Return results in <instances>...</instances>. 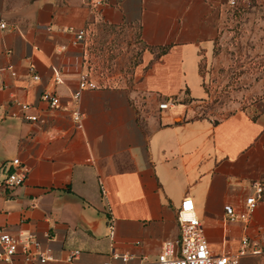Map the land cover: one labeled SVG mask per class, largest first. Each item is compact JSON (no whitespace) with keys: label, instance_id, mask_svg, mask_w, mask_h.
<instances>
[{"label":"crops","instance_id":"crops-1","mask_svg":"<svg viewBox=\"0 0 264 264\" xmlns=\"http://www.w3.org/2000/svg\"><path fill=\"white\" fill-rule=\"evenodd\" d=\"M237 12L264 14V0H239ZM237 12L227 0H0V180L14 158L28 170L22 185L0 187V228L33 234L53 257L17 254L14 264H64L74 249L79 264H103L112 251L153 261L178 236L186 195L212 254H235L246 237L239 264H264V189L248 221L224 215L264 184V94L218 119L199 113L201 58L224 42ZM79 29L86 37L77 42ZM120 32L132 42L116 57L103 46ZM85 71L97 86L75 101ZM44 91L59 97L57 108ZM253 94L249 85L245 96ZM13 100L38 120L10 116Z\"/></svg>","mask_w":264,"mask_h":264},{"label":"built area","instance_id":"built-area-1","mask_svg":"<svg viewBox=\"0 0 264 264\" xmlns=\"http://www.w3.org/2000/svg\"><path fill=\"white\" fill-rule=\"evenodd\" d=\"M91 6L98 7L106 2L115 0H86ZM230 10L237 9L239 0H227ZM6 24L0 22V28H5ZM86 37V30L79 29L76 31V41H82ZM14 74V72L12 73ZM34 79L38 76L34 75ZM56 83L60 82L59 75L54 76ZM97 84L91 80L90 72L85 71L81 74L79 80V88L73 93V99L76 101L85 88H95ZM41 98L48 102L51 108H57L60 105L59 97L48 91L41 94ZM174 104L173 100L165 101L159 104L160 109L168 108ZM11 105L16 106L18 110H11L9 115L12 117H21L23 120L34 122L38 120L36 114L29 113L30 105L27 103L13 100ZM83 114L78 110L73 111V119L80 125ZM13 169L0 180V187L13 188L22 185L27 176V168L20 164L18 158L12 160ZM254 193L245 199V208L241 211L236 210L230 205L224 207L225 218L230 222H246L250 219V215L256 208L258 202L262 200L264 184L256 182L252 186ZM177 223L179 234L176 238L165 240L162 243L161 251L157 254L153 261H149L145 257H138L128 252L112 251L110 260L103 264H113L114 261L120 260L122 264H239L240 258L247 255L250 241L244 237L241 239L240 248L235 254L211 253L207 238L204 234L202 223L196 214L195 205L192 198L186 195L182 198L177 209ZM109 228L113 234V221H109ZM259 250H252L251 254L257 253ZM17 254H21L23 260L31 262L37 260L45 263L53 260L49 254V250L41 249L40 243L33 234H27L24 238L15 236L4 229L0 228V262L4 264H14V258ZM79 250H70L64 260V264H79Z\"/></svg>","mask_w":264,"mask_h":264},{"label":"rangeland","instance_id":"rangeland-1","mask_svg":"<svg viewBox=\"0 0 264 264\" xmlns=\"http://www.w3.org/2000/svg\"><path fill=\"white\" fill-rule=\"evenodd\" d=\"M234 16L233 22L227 21L224 42L217 43L212 54L203 55L200 61L207 92L199 111L203 117L218 119L236 110L240 103L260 97V92L264 94V14L237 12ZM110 40L103 49L113 51L116 57L127 53L132 42L121 32ZM249 85L254 94L247 97Z\"/></svg>","mask_w":264,"mask_h":264},{"label":"trees","instance_id":"trees-1","mask_svg":"<svg viewBox=\"0 0 264 264\" xmlns=\"http://www.w3.org/2000/svg\"><path fill=\"white\" fill-rule=\"evenodd\" d=\"M166 50H167L166 47L160 48V52H161V53L165 52ZM138 53H139V52H138ZM134 61H135V63L138 62L137 60H134Z\"/></svg>","mask_w":264,"mask_h":264}]
</instances>
